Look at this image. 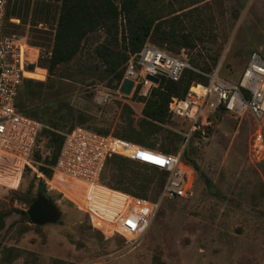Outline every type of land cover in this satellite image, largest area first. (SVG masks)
I'll return each mask as SVG.
<instances>
[{"label": "rangeland", "instance_id": "obj_1", "mask_svg": "<svg viewBox=\"0 0 264 264\" xmlns=\"http://www.w3.org/2000/svg\"><path fill=\"white\" fill-rule=\"evenodd\" d=\"M8 1L17 13L19 34L43 53L19 99L47 128L40 135L33 166L0 154V264H264V118L249 114H219L217 126L188 145L182 120L170 116L153 128L141 146L171 154L186 146L185 157L195 167L196 179L192 194L165 202L139 239L105 236L55 190L46 193L59 213L55 222H31L27 212L39 195L42 170H52L57 142L75 125L131 142L121 136L148 129L143 109L151 95H121L117 82L103 77L106 65L97 51L102 45L114 48L104 30L88 35L75 58L50 74L47 52L54 45L61 0ZM143 2L144 17L151 23L145 45L187 57L199 72L188 71L205 76L202 70L211 69L206 73L211 74L220 66V77L235 81L250 53L264 56V0ZM118 27V50L130 58L134 54L123 15ZM191 83L181 86L187 89ZM117 157L108 162L102 184L113 181L120 170L130 176L155 171ZM161 187L157 176L147 198L155 199Z\"/></svg>", "mask_w": 264, "mask_h": 264}, {"label": "built area", "instance_id": "obj_2", "mask_svg": "<svg viewBox=\"0 0 264 264\" xmlns=\"http://www.w3.org/2000/svg\"><path fill=\"white\" fill-rule=\"evenodd\" d=\"M7 10L8 0H0V154L31 167L40 135L47 127L22 113L17 104L28 80L27 74L37 70H30L28 66L36 64L43 53L31 46L26 36L6 33ZM10 22L16 24L18 20L11 19ZM47 56L51 58L52 51L47 52ZM188 69L199 72L187 57L177 58L145 45L140 53L129 58L122 82L130 80L134 84L131 94L147 98L159 86L147 76L159 78V83L160 77L179 82ZM220 69L218 66L211 74H205L207 83H193L183 97L174 96L169 102V115L187 124L186 144L194 135L204 136L214 129L219 114L234 117L249 114L256 120L264 118L262 53H250L243 72L235 81L222 79ZM116 140L77 125L63 138L57 162L51 168V178L41 176L47 190L58 191L71 200L86 213L94 229L105 236L121 235L136 240L146 234L165 202L188 198L192 194L196 173L182 158L186 146L177 154H168ZM258 141H262L261 133ZM114 156L166 174L165 183L155 199L114 190L101 183L103 172Z\"/></svg>", "mask_w": 264, "mask_h": 264}, {"label": "trees", "instance_id": "obj_3", "mask_svg": "<svg viewBox=\"0 0 264 264\" xmlns=\"http://www.w3.org/2000/svg\"><path fill=\"white\" fill-rule=\"evenodd\" d=\"M143 5V0H61V9L54 37L52 56L49 59V73L52 74L58 66L72 61L81 50L82 44L88 35L98 30H104L110 38V45L114 46V48L102 45L97 51L98 56L106 65L103 77H112L111 80L117 82V87H119L125 75V70H120V68L122 65H126L129 60V56L122 54L120 50H118L119 18L123 15L126 20L127 38L128 44L131 46V53L134 55L140 53L145 46V41L151 30V23L144 17ZM16 16L17 13L13 10L10 1H8L6 33L22 35L19 34V25L10 22L11 19H18ZM113 27L115 29H113ZM125 41L126 39H124V43ZM213 60L215 61L216 58ZM192 64L195 65L196 63L192 62ZM32 68L33 65L28 66V69L32 70ZM202 71L206 74L210 73L212 70L205 69ZM196 78L200 79V81H197L199 83L205 84L208 82L206 76L197 74L192 70H185L179 82H173L165 77H160L161 80L158 88L152 90L151 97L145 102L143 109V115L146 118L145 124L148 126V129H145L144 132L126 133L128 135L125 136L124 134L121 137L139 145L145 144L144 141L151 135L153 128L156 127L157 124L165 123L166 119L170 118L168 106L171 98L174 96L183 97L188 91L190 86L187 89H183L181 82L186 81L187 84H190ZM17 107L25 115L44 123L39 117L30 114L26 110L22 100L20 101L19 99ZM196 135L200 136V134ZM196 135L191 139L195 138ZM62 144L63 139L61 138L57 142L58 147L54 155L53 166L57 162ZM186 148L187 147L183 150L182 158L185 162L193 166L185 157ZM164 153L171 154L167 151ZM113 159H118V157L114 156ZM123 161L125 164L135 163L127 159H123ZM152 169L155 170L153 174L138 172L132 176L120 170L121 173L115 177L113 181L110 183L104 182L103 184L114 190L147 198L146 192L150 189V185L155 181L156 177L159 176L162 187L166 179L165 173L154 168ZM42 172L46 178H51L52 170L43 169ZM38 189V196H44L46 199H50L46 195L47 185L44 180H42ZM37 199L34 204L37 202Z\"/></svg>", "mask_w": 264, "mask_h": 264}, {"label": "water", "instance_id": "obj_4", "mask_svg": "<svg viewBox=\"0 0 264 264\" xmlns=\"http://www.w3.org/2000/svg\"><path fill=\"white\" fill-rule=\"evenodd\" d=\"M147 79L159 84V78L157 77L147 76ZM133 86V82L125 79L120 86V92L129 96L132 93ZM27 215L33 224L46 225L55 222L59 213L54 205L48 204L46 197L38 196L37 202L31 206Z\"/></svg>", "mask_w": 264, "mask_h": 264}, {"label": "flooded vegetation", "instance_id": "obj_5", "mask_svg": "<svg viewBox=\"0 0 264 264\" xmlns=\"http://www.w3.org/2000/svg\"><path fill=\"white\" fill-rule=\"evenodd\" d=\"M47 201H48V204H52V205L55 206V204L51 201V199H47ZM55 207H56V206H55Z\"/></svg>", "mask_w": 264, "mask_h": 264}, {"label": "bare ground", "instance_id": "obj_6", "mask_svg": "<svg viewBox=\"0 0 264 264\" xmlns=\"http://www.w3.org/2000/svg\"><path fill=\"white\" fill-rule=\"evenodd\" d=\"M37 70H38V69H37ZM37 70H35V71H33V72H36ZM33 72H32V73H33ZM28 74H30V73H28ZM28 74H27V75H28Z\"/></svg>", "mask_w": 264, "mask_h": 264}, {"label": "snow or ice", "instance_id": "obj_7", "mask_svg": "<svg viewBox=\"0 0 264 264\" xmlns=\"http://www.w3.org/2000/svg\"><path fill=\"white\" fill-rule=\"evenodd\" d=\"M157 162H159V161H157Z\"/></svg>", "mask_w": 264, "mask_h": 264}]
</instances>
